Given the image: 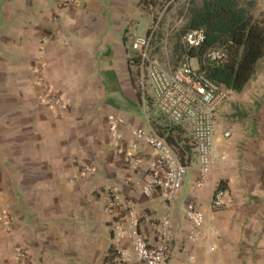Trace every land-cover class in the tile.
Here are the masks:
<instances>
[{"label": "crops", "instance_id": "crops-1", "mask_svg": "<svg viewBox=\"0 0 264 264\" xmlns=\"http://www.w3.org/2000/svg\"><path fill=\"white\" fill-rule=\"evenodd\" d=\"M66 1L0 0V207L11 218L9 229L0 225V264H20L17 248L27 264H113L114 218L105 208L112 188L141 217L145 240H159L164 198L141 192L146 160L130 171L108 126L109 116L124 118L128 148L131 129L147 125L144 112L156 129L173 124L153 104L131 46L152 14L140 0ZM243 88L253 109L242 127L219 106L230 136L216 132L204 186H196V159L186 163L170 264L188 253L194 264H264V55ZM48 94L62 104L47 102ZM216 186L227 204L211 210ZM191 201L204 212L195 242L185 217Z\"/></svg>", "mask_w": 264, "mask_h": 264}, {"label": "built area", "instance_id": "built-area-1", "mask_svg": "<svg viewBox=\"0 0 264 264\" xmlns=\"http://www.w3.org/2000/svg\"><path fill=\"white\" fill-rule=\"evenodd\" d=\"M78 0H67L66 4H74ZM150 34L136 35L132 40V49L137 53L144 80H148L152 89L153 104L158 111L173 124L186 126L195 143V159L198 166L196 186L202 187L213 165V146L216 135L215 118L219 106L226 100L227 88L206 77L204 71L194 67L189 57L183 55L182 61L175 68L168 67L150 52ZM181 39L190 46H198L204 39L200 29L185 32ZM208 55L216 62H222L225 51L212 49ZM45 100L54 106L62 101L54 94H48ZM145 126L131 129L128 148L124 145L121 125L125 120L121 116H109V134L113 140V148L117 155L123 157L128 169L136 171L139 164L146 160L147 177L141 185V192L150 196L158 192L164 198L165 212L159 220L158 243L149 244L138 227L141 217L123 199L120 192L109 190L105 208L114 218L113 222V264H170L172 211L186 174L184 163L176 149L151 125L147 112ZM223 137H229L230 131L223 129ZM83 171L91 172L92 166L85 165ZM227 204L226 190L216 186L210 200V209L216 210ZM185 217L189 223L187 237L195 242L200 235L204 220V212L199 205L188 202ZM0 225L9 229L11 218L9 212L0 207ZM124 240L127 241L124 243ZM16 255L20 264H27L25 252L17 248ZM174 264H194V256L188 253Z\"/></svg>", "mask_w": 264, "mask_h": 264}, {"label": "trees", "instance_id": "trees-1", "mask_svg": "<svg viewBox=\"0 0 264 264\" xmlns=\"http://www.w3.org/2000/svg\"><path fill=\"white\" fill-rule=\"evenodd\" d=\"M140 1L145 6L168 4V8L175 0ZM255 3L256 0H187L182 6L184 24L177 32L175 54L196 58L207 78L227 89L241 90L254 76L264 55V18L254 14ZM193 29L204 34L198 46L187 45L179 38ZM150 33L151 27L146 34ZM212 49L224 50L225 59L222 62L211 59L208 53ZM157 131L166 136L184 163L191 160V154L195 157V143L186 126L171 123L158 126Z\"/></svg>", "mask_w": 264, "mask_h": 264}, {"label": "rangeland", "instance_id": "rangeland-1", "mask_svg": "<svg viewBox=\"0 0 264 264\" xmlns=\"http://www.w3.org/2000/svg\"><path fill=\"white\" fill-rule=\"evenodd\" d=\"M187 0H175L170 7L167 8L168 4H156V5H147L146 9L152 14V26L151 32L152 34H156V36L151 37L150 41V52L152 55L157 56L163 64L168 67L175 68L182 61V57H178L174 52V45L177 40V32L184 24V17L182 14V6L186 3ZM254 14L257 17L264 18V0H256L255 7L253 8ZM180 41L181 35H180ZM153 39V40H152ZM191 64L194 67L199 68V64L191 60ZM225 109L224 112L230 117H232V121L238 123L240 126L245 125V121L248 120V116H246L253 109L252 106L254 103L251 101L250 93L243 88L242 90L235 91L228 89L227 97L224 103ZM215 129L216 132L223 130V127L220 125L217 118H215ZM239 141H247L245 137L247 134L241 132ZM229 139V137H227ZM218 147L215 144V149ZM194 160L195 157L191 154V160ZM196 264V261H195Z\"/></svg>", "mask_w": 264, "mask_h": 264}]
</instances>
